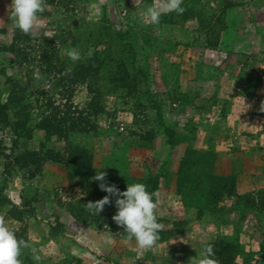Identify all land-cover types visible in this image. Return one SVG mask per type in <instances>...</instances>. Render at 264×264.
<instances>
[{"label": "rangeland", "instance_id": "374dc122", "mask_svg": "<svg viewBox=\"0 0 264 264\" xmlns=\"http://www.w3.org/2000/svg\"><path fill=\"white\" fill-rule=\"evenodd\" d=\"M10 4L0 0V214L29 245L22 264H198L207 244L217 264H264V0H183L157 24L144 11L160 0H45L29 34L12 29ZM212 102L202 152L198 113ZM53 118L66 119L56 134L39 127ZM199 157L198 173L228 186L186 206L177 184ZM99 171L152 194L153 247L112 220L116 197L89 210L108 195ZM160 188L182 207H160Z\"/></svg>", "mask_w": 264, "mask_h": 264}, {"label": "clouds", "instance_id": "9594fccd", "mask_svg": "<svg viewBox=\"0 0 264 264\" xmlns=\"http://www.w3.org/2000/svg\"><path fill=\"white\" fill-rule=\"evenodd\" d=\"M45 0H11L9 19L13 30L29 34L37 26L39 14L43 11ZM183 0H160V7L149 5L144 11V16L151 24H157L162 14L174 12L182 14L185 9ZM71 60L80 59L78 51L68 53ZM106 173L96 172L92 179L99 182L98 187L107 193L100 200L87 204L90 211L98 215L103 207L110 203V196L116 197L114 206L116 213L112 220L117 226L123 228L129 240L134 239L140 249H149L159 239V230L162 225L157 221L156 203L146 186L142 183L127 184L124 191L115 185L105 183ZM111 242V237L108 238ZM28 243L17 238L15 231L7 224L3 214H0V264H22L20 259L22 250L28 248ZM33 252V259L39 261V256ZM211 244L205 245L200 251L198 264H217L214 259Z\"/></svg>", "mask_w": 264, "mask_h": 264}, {"label": "trees", "instance_id": "16d2710c", "mask_svg": "<svg viewBox=\"0 0 264 264\" xmlns=\"http://www.w3.org/2000/svg\"><path fill=\"white\" fill-rule=\"evenodd\" d=\"M65 120L66 119L64 118L48 119L40 123L39 127L42 130H44L46 133L56 134V130H59L63 126L62 124ZM91 128L92 127L87 126L85 128L82 127L80 129L74 128L72 130H77L80 132H90ZM168 144L170 147L176 145L172 141H168ZM199 159L202 158L199 157ZM204 166H205V162L203 161V159L199 161L194 159L186 164L185 169L187 172L184 171V174H180L181 179L179 178L180 183L177 184V194L184 199L186 206L194 205L193 203H195V201H197V203L199 204H202L203 200L209 201L210 198L213 200L220 193L224 192L218 188L220 183L223 182L224 186H228L225 180L226 178L224 177L213 175V173L211 172L210 173L206 172L207 174H204V176L201 175L203 172L198 173L199 171L205 170ZM156 188L157 185L152 189V191L156 190ZM201 199L202 201L200 202Z\"/></svg>", "mask_w": 264, "mask_h": 264}, {"label": "crops", "instance_id": "0c3cea01", "mask_svg": "<svg viewBox=\"0 0 264 264\" xmlns=\"http://www.w3.org/2000/svg\"><path fill=\"white\" fill-rule=\"evenodd\" d=\"M214 104H215L214 102L210 103L209 105L206 106L207 107L206 110L205 109L200 110L201 112L199 111L200 113H198V117L199 118L202 117L201 123H199L197 126L196 132L198 133V135L194 142V148H196L198 151L201 150L203 152V150H209L212 147L211 132L213 128L209 129V127L210 126L213 127V126L209 122H213L217 118V115H218L217 111L214 110ZM205 115L210 116V117L205 118V120H203V116ZM199 138H201V140H199ZM174 150L177 151L176 156L180 157L181 156L180 154L182 153L181 147L177 146L176 148H174ZM156 194H157L156 198L158 199L157 203L159 202L160 204H163L162 206L159 204L160 207H172L173 205L172 203L174 202H175L174 207H182L180 205V202L177 199V196L173 194L171 190H168V189L163 190V188H160L159 190H157ZM158 196H161L162 201L159 199ZM165 211H166V214L168 215L171 214L167 211V208H165Z\"/></svg>", "mask_w": 264, "mask_h": 264}]
</instances>
